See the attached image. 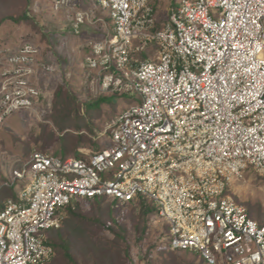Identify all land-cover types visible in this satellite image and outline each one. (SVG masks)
Returning <instances> with one entry per match:
<instances>
[{
    "label": "built area",
    "instance_id": "1",
    "mask_svg": "<svg viewBox=\"0 0 264 264\" xmlns=\"http://www.w3.org/2000/svg\"><path fill=\"white\" fill-rule=\"evenodd\" d=\"M95 1L113 32L90 44L86 65L104 91L142 101L107 123L106 147L65 158L35 150L13 169L27 183L0 208V264L51 263L50 231L67 208L102 197L152 202L149 239L163 221L161 249L264 264V224L229 191L251 171L264 176V0H181L161 26L150 0ZM87 18L76 12V33ZM39 55L29 40L0 50V125L44 98L40 72L51 67Z\"/></svg>",
    "mask_w": 264,
    "mask_h": 264
},
{
    "label": "rangeland",
    "instance_id": "2",
    "mask_svg": "<svg viewBox=\"0 0 264 264\" xmlns=\"http://www.w3.org/2000/svg\"><path fill=\"white\" fill-rule=\"evenodd\" d=\"M55 1L0 0V50L20 44L23 40L32 41L39 48L40 62L52 68L40 72L39 85L44 91V98L38 103L36 112L19 111L0 125V202L2 203L11 194L18 195L21 187L26 185L27 182L24 180H14L13 169L23 168V163L31 157L33 151L40 150L65 158L69 155H88L106 147L110 143V137L108 135L102 137L101 133L107 123L125 107L142 101V95L139 93L121 94L118 91H104L97 75L86 65L85 58L90 51V43L113 32L109 11L99 8L95 0H74L57 10L54 6ZM150 1L155 7L158 25L161 26L169 19L172 10L179 7L181 0ZM79 9L89 11L90 22L79 29L81 32L76 33L73 27L74 17ZM24 12H28L31 16L29 22L15 23L11 20L1 22L9 15H21ZM99 18L104 20L100 22ZM148 55L146 50L141 57H149ZM60 89L64 94L74 98L80 106L79 112H74L72 119H68L66 123L68 129L64 132L53 123V117L64 108L63 104L56 106L54 103ZM104 95L109 97L105 99L106 103L103 107L88 113L87 103ZM57 107L59 109H56ZM84 118L89 127L79 130L81 120ZM68 131L75 137L65 148V140L62 141L61 137ZM78 137L84 140L80 145ZM101 175L105 176L103 173ZM108 175L112 176V173ZM6 182L13 184L12 187H1ZM230 190L239 202L252 210L253 217L264 224V176L251 171L247 174L245 182H236L229 187ZM103 198L106 200L101 204L81 200L80 204L84 209L82 213L86 215L84 221H78L77 227L72 230L63 223L62 228L59 229L63 231L60 239L57 236L54 238L53 234V239H58V242L60 240L62 245L64 238L69 240L67 243L71 242L73 249L70 248V253L74 263H69L63 251L58 250L50 264H128L123 255L125 245L121 240H117L112 229L105 226L108 223L115 228L120 225L125 228L130 242L128 252L129 250L132 252L133 264H206L197 251L170 252L154 247L153 240L156 239L157 232L165 226L163 221L153 222V240L149 239L150 236L148 241L139 247L140 240L135 236L138 232L134 224L141 212L139 202L122 206L117 199ZM109 200L119 205L113 216L108 212L111 205ZM113 222L116 223L112 224ZM171 237L168 233L163 238V242L167 244ZM113 240H117L118 247L105 246L106 242ZM143 253H147L146 258Z\"/></svg>",
    "mask_w": 264,
    "mask_h": 264
},
{
    "label": "trees",
    "instance_id": "3",
    "mask_svg": "<svg viewBox=\"0 0 264 264\" xmlns=\"http://www.w3.org/2000/svg\"><path fill=\"white\" fill-rule=\"evenodd\" d=\"M8 20H11L15 23H21L24 21L29 22L31 20V16L28 14V12H24L21 15H13V16L9 15V16L3 18L1 22H5ZM69 96H70L69 94H64L62 92V89H60V90H58L56 97L54 99V103L56 106H59L60 104L64 105V108H62L61 111L53 117V123L62 132H64L65 130L68 129V126L66 125V123L68 122V119H70V118L72 119L74 112H79V109H80V106H78L79 104L76 103L75 99L72 98L71 96H70L71 98H69ZM107 97H109V96L104 95V96L99 97L97 100H95L93 102L87 103L88 113H92L93 110H95V109L99 110L101 108V106L103 107V105L106 103L105 99ZM110 97L114 98V96H110ZM95 105H97V106L95 107ZM56 109H59V108L57 107ZM85 116H86V114H85ZM84 127H89V125H87V122L85 121V118L83 120H81V125H80L79 130H84ZM74 137H75V135L69 131L66 132L64 135H62L61 140L62 141L65 140V145H64L65 148H67L73 142ZM78 138H80V137H78ZM83 141L84 140H81V138H80L79 139V142H80L79 145L82 144ZM103 200H106V199L102 197V198H94V199H85L84 201L85 202L88 201L90 203L92 202L95 204L96 203L101 204V202ZM109 201L111 202V205H110V208L108 209V212L110 215L113 216L114 213L116 212V208L117 207L119 208V205L116 204L114 201H111V200H109ZM138 202H139V206L141 208V212L136 217L137 219L135 220L134 224H135L136 230L138 232V234L135 236L140 240V242L138 244V246L140 247V246H143L148 241V238L150 236V219H151V216L154 213H156L157 209L154 207L152 202H148V201L146 202L143 199H139ZM131 203H135V202H131ZM131 203H129V204H131ZM124 205H126V203H122V206H124ZM1 207H2V202H0V208ZM82 209L83 208H82L80 202L77 203L75 208L68 207L67 212H66L67 215H65V218L63 219L64 226L69 228L70 230H72L74 227H77L76 225L78 224V221H84L86 215L82 213L83 212ZM249 213L253 217L251 209L249 210ZM114 223H116V222H113L112 224H114ZM260 224H262V223H260ZM105 226H107L109 229H112L115 233V237L117 238V240H121L123 245H125V247L123 249L124 250L123 255H124V257H126L128 264H133V261L131 259L132 252L130 250L128 252L130 242L128 239V234L125 231V228L122 225H120V227L115 228V227H112L111 224H109V223ZM115 226H116V224H115ZM62 232H63L62 230L51 231L50 232V242L56 250V255H57L58 250L59 251L62 250L63 255H65V258H67V261L69 263H71V262L74 263V260L72 259L71 253H70L71 249H73L71 242H70V244L67 243L69 240L68 239L64 240L66 238H64V239L62 238L63 242H64L63 245L60 242V240H59V242L57 241L58 239L61 238ZM53 234H54V238L57 236L58 239H53ZM116 241L113 240L110 242H106L105 246L108 248L111 246L112 247H118V246H116V245H118ZM112 243H114V244H112ZM153 244H154V247H157V248L159 247V243H153ZM119 247H123V246H119ZM169 251L170 252H179V250H169ZM144 252H146V251H144ZM146 254L147 253H143V256H145L144 258H146ZM56 255H55V257H56Z\"/></svg>",
    "mask_w": 264,
    "mask_h": 264
},
{
    "label": "crops",
    "instance_id": "4",
    "mask_svg": "<svg viewBox=\"0 0 264 264\" xmlns=\"http://www.w3.org/2000/svg\"><path fill=\"white\" fill-rule=\"evenodd\" d=\"M74 1V0H73ZM151 3H152V1H151ZM93 6H96V5H94L93 4ZM98 7L100 8V6L98 5ZM155 8V7H154ZM78 11H82V12H85V13H87V14H89L88 12L89 11H85V10H83V9H79V10H77L76 12H78ZM76 14V13H75ZM157 16V15H156ZM155 16V17H156ZM89 17H90V14H89ZM156 19H157V17H156ZM104 20V19H103ZM111 20V19H110ZM76 21V15H75V17H74V22ZM90 21H89V18H87L86 20H85V22L84 23H82V24H80V29L84 26V25H87V23H89ZM101 22V21H100ZM112 23V22H111ZM157 23H158V19H157ZM80 32H81V30H80ZM95 41V40H94ZM93 42V41H92ZM91 44V43H90ZM89 48H90V45H89ZM17 196V195H16ZM16 196L15 195H13V194H11V196L10 197H15L16 198Z\"/></svg>",
    "mask_w": 264,
    "mask_h": 264
}]
</instances>
